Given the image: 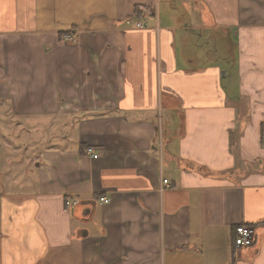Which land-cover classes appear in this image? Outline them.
Wrapping results in <instances>:
<instances>
[{"label": "crops", "instance_id": "1", "mask_svg": "<svg viewBox=\"0 0 264 264\" xmlns=\"http://www.w3.org/2000/svg\"><path fill=\"white\" fill-rule=\"evenodd\" d=\"M263 123L264 0H0V264H264Z\"/></svg>", "mask_w": 264, "mask_h": 264}, {"label": "built area", "instance_id": "2", "mask_svg": "<svg viewBox=\"0 0 264 264\" xmlns=\"http://www.w3.org/2000/svg\"><path fill=\"white\" fill-rule=\"evenodd\" d=\"M146 24H143L141 22H138L136 24L138 29L146 28ZM66 39L68 40H75V36L73 35H66ZM86 155L92 158L97 159L99 157L98 153H96L95 149L93 147H89L86 150ZM164 184L169 186V181L164 180ZM101 203L108 204L110 202V199L106 196L101 197L100 199ZM72 206L79 204V200H75L72 203H70ZM255 241V228L253 226L247 225V224H241L236 226L235 228V237H234V246L236 248H242V247H248L253 245Z\"/></svg>", "mask_w": 264, "mask_h": 264}, {"label": "rangeland", "instance_id": "3", "mask_svg": "<svg viewBox=\"0 0 264 264\" xmlns=\"http://www.w3.org/2000/svg\"><path fill=\"white\" fill-rule=\"evenodd\" d=\"M164 15L162 14V17H164ZM210 39L211 38L209 39L205 38L204 41L202 42H207ZM204 51L205 53L207 52V54L209 53L210 57L215 58L217 60V63L221 64L223 67V70L227 71L228 74H233V76L236 75L237 77V68H239V65H238L239 55H238L237 49H216V50L215 49H203V52ZM185 56H187V50L183 54L184 59H185ZM0 130L2 134H4L5 132L4 126H0Z\"/></svg>", "mask_w": 264, "mask_h": 264}, {"label": "trees", "instance_id": "4", "mask_svg": "<svg viewBox=\"0 0 264 264\" xmlns=\"http://www.w3.org/2000/svg\"><path fill=\"white\" fill-rule=\"evenodd\" d=\"M142 14H143V11H141L140 8L138 6H136L135 7V16L140 18L142 16ZM263 125H264V123H263ZM163 140H164L163 141V144H164L165 143V132L163 133Z\"/></svg>", "mask_w": 264, "mask_h": 264}]
</instances>
